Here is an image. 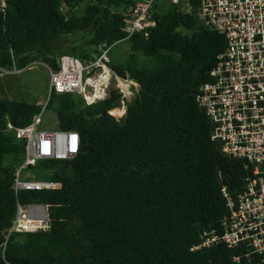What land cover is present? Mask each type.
Segmentation results:
<instances>
[{
    "label": "trees",
    "instance_id": "trees-1",
    "mask_svg": "<svg viewBox=\"0 0 264 264\" xmlns=\"http://www.w3.org/2000/svg\"><path fill=\"white\" fill-rule=\"evenodd\" d=\"M137 1L8 0L0 7V66L23 69L42 60L58 69L63 54L92 61L89 52L70 53L58 43L89 31L98 54L102 43L126 38V13ZM201 1L156 5L155 25L128 38L130 58L110 64L140 85L139 102L129 104L123 120L110 114L121 103L119 90L93 105L75 92L50 94L44 108L55 118L53 129L78 131L80 152L38 160L23 173L61 188L15 191L26 152L15 130L42 107L0 97V264H260L243 246L194 249L204 232L224 230L223 188L236 197L251 173L212 140L214 122L197 99L227 46L225 35L200 17ZM84 2L81 14H71ZM135 52L151 64L140 65ZM18 203L46 204L48 227L12 229Z\"/></svg>",
    "mask_w": 264,
    "mask_h": 264
},
{
    "label": "built area",
    "instance_id": "built-area-1",
    "mask_svg": "<svg viewBox=\"0 0 264 264\" xmlns=\"http://www.w3.org/2000/svg\"><path fill=\"white\" fill-rule=\"evenodd\" d=\"M157 1L139 0L130 7L124 20L125 39L155 25L153 9L161 6ZM7 5L8 0H0L3 10ZM200 17L208 27L225 35L227 46L217 57L211 72L212 81L201 86L197 99L214 122L212 140L220 143L228 156L246 161L251 173L236 197L227 187L223 188L229 207L223 219L224 230L221 234L204 232L202 242L194 249L217 243L230 248L243 246L257 254L260 264H264V0H202ZM111 49L112 45L102 43L95 59L89 62L63 54L58 69L49 66L50 94L75 92L87 105H93L104 101L112 89L119 90L121 103L110 114L123 120L140 85L131 74L120 76L112 69ZM0 70L4 75L21 69L0 66ZM42 113L43 110L30 125L15 130L18 138L26 140L25 159L15 173L17 193L61 188L60 182L28 179L23 171L38 160L72 159L80 152V133L69 129H40ZM39 206H46L47 210L43 223L28 217L29 211ZM48 220L46 204L18 203L12 229H46Z\"/></svg>",
    "mask_w": 264,
    "mask_h": 264
},
{
    "label": "rangeland",
    "instance_id": "rangeland-1",
    "mask_svg": "<svg viewBox=\"0 0 264 264\" xmlns=\"http://www.w3.org/2000/svg\"><path fill=\"white\" fill-rule=\"evenodd\" d=\"M165 9L170 6V0L157 1ZM85 2L81 3L72 10L71 14H81ZM89 31L78 32L68 36L60 44L61 48L70 53L89 52L90 55L97 56L88 44ZM132 44L128 39H123L112 45L110 52V64L118 65L126 62L132 55ZM135 57L140 65H150L151 58L145 56L142 52H135ZM14 68V67H13ZM1 73V70H0ZM50 73L49 65L42 60H37L15 73L0 74V97L6 99H15L36 104L42 107V123L40 129H53L55 118L44 108L45 102L50 97Z\"/></svg>",
    "mask_w": 264,
    "mask_h": 264
},
{
    "label": "bare ground",
    "instance_id": "bare-ground-1",
    "mask_svg": "<svg viewBox=\"0 0 264 264\" xmlns=\"http://www.w3.org/2000/svg\"><path fill=\"white\" fill-rule=\"evenodd\" d=\"M46 206H39L35 210H30L28 217L31 219H46L47 218V210Z\"/></svg>",
    "mask_w": 264,
    "mask_h": 264
},
{
    "label": "water",
    "instance_id": "water-1",
    "mask_svg": "<svg viewBox=\"0 0 264 264\" xmlns=\"http://www.w3.org/2000/svg\"><path fill=\"white\" fill-rule=\"evenodd\" d=\"M135 102H139V97L134 98Z\"/></svg>",
    "mask_w": 264,
    "mask_h": 264
}]
</instances>
